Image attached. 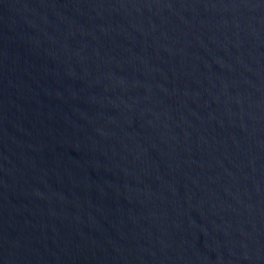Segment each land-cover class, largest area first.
Here are the masks:
<instances>
[{
  "label": "water",
  "instance_id": "obj_1",
  "mask_svg": "<svg viewBox=\"0 0 264 264\" xmlns=\"http://www.w3.org/2000/svg\"><path fill=\"white\" fill-rule=\"evenodd\" d=\"M0 264H264V0H0Z\"/></svg>",
  "mask_w": 264,
  "mask_h": 264
}]
</instances>
